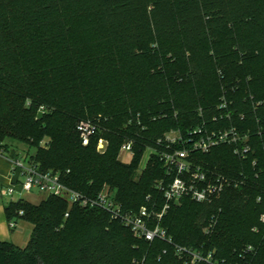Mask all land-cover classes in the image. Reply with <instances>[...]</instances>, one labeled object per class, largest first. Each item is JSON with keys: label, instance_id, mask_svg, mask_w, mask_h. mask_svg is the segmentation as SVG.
Instances as JSON below:
<instances>
[{"label": "trees", "instance_id": "trees-1", "mask_svg": "<svg viewBox=\"0 0 264 264\" xmlns=\"http://www.w3.org/2000/svg\"><path fill=\"white\" fill-rule=\"evenodd\" d=\"M223 98L232 114L214 120ZM96 117L104 153L77 129ZM204 124L249 133L252 150L196 153L237 184L212 202L172 205L162 224L173 243L63 197L20 198L6 203L7 219L34 230L25 247L0 240V264H193L176 245L264 264V0H0V150L17 157L8 140L26 143L40 170L88 196L107 185L136 211L164 203L159 155L137 174L145 151L171 129ZM126 142L129 162L119 158Z\"/></svg>", "mask_w": 264, "mask_h": 264}, {"label": "built area", "instance_id": "built-area-1", "mask_svg": "<svg viewBox=\"0 0 264 264\" xmlns=\"http://www.w3.org/2000/svg\"><path fill=\"white\" fill-rule=\"evenodd\" d=\"M227 104L226 99L223 98V102L219 105L221 112L214 116V120L225 115L231 116ZM100 120V117L83 119L77 124V129L84 145H89L97 139L96 148L98 152L104 153L108 148L109 140L101 135L104 128ZM223 144L232 145L235 153L243 158L252 150L249 133L241 131L234 125L215 128L204 124L186 133L178 129L166 132L158 139V147L149 148L151 154L155 152L159 155L165 168V176L158 179L155 184L164 194V203L155 199L151 206L144 205L136 211H126L117 199L116 191L109 186L105 185L94 196L85 195L64 184L59 173L40 170L39 164L29 156L10 157L12 172L23 177V181L17 179L13 185L1 188L0 193L12 199L16 193L23 196L37 188L47 196L56 195L66 198L71 205L79 204L82 207L103 209L110 213L112 219L121 220L140 239L149 241L161 239L173 243L168 229L162 224L165 214L172 205L182 203L183 198L186 197L200 203L212 202L229 186L237 184L234 177L208 169L199 161L196 154L208 152L214 146ZM121 149L133 154L132 142L124 143ZM0 153L6 152L0 150ZM17 185H20L19 189ZM66 215L68 216L69 213ZM16 223L10 221L11 227H15ZM176 248L180 257L193 264L202 261L209 264L224 263L215 257L214 252L205 254L201 250L181 245H176ZM248 249L253 248L249 246Z\"/></svg>", "mask_w": 264, "mask_h": 264}, {"label": "crops", "instance_id": "crops-1", "mask_svg": "<svg viewBox=\"0 0 264 264\" xmlns=\"http://www.w3.org/2000/svg\"><path fill=\"white\" fill-rule=\"evenodd\" d=\"M17 154L18 157H25L27 155L22 151H18ZM10 157L11 155L7 152L5 154L0 153V189L13 185L16 183L17 179L21 181V177L12 172ZM19 188L20 185H17V189ZM20 198L24 199V195L21 196L18 194V196L11 199L0 193V240L12 241L21 247H25L33 233L34 225L26 220H19L15 227H11L10 221L7 219L5 213L6 203Z\"/></svg>", "mask_w": 264, "mask_h": 264}, {"label": "rangeland", "instance_id": "rangeland-1", "mask_svg": "<svg viewBox=\"0 0 264 264\" xmlns=\"http://www.w3.org/2000/svg\"><path fill=\"white\" fill-rule=\"evenodd\" d=\"M172 130H174V129H171L170 131H172ZM46 141H47V139L44 140L42 142V144H44ZM8 142L9 143H13L16 146V149L18 151H22L24 154H27L26 156L31 157L32 156L31 154L35 153L34 150H32V151L29 150V146L26 143H22V142H19V141H14V140H11V139H9ZM151 152L152 151L150 149H147L145 151L143 159H142V161H141V163H140V165H139V167L137 169V174H141L145 170V168L147 167V164H148V161H149L148 159L151 156ZM134 155H135V153L131 154L130 152L122 151V149H121L120 150V154H119V158L122 161H124V162H129ZM21 180L23 181V177H21ZM46 195L47 194L45 192L39 191L37 188H34V190L32 192L24 194V199L27 200V201H30L32 203H39L41 200H43L46 197ZM15 196H18V194L16 193ZM263 215L261 217L262 221H264ZM216 219L217 218H215L214 222H216Z\"/></svg>", "mask_w": 264, "mask_h": 264}]
</instances>
